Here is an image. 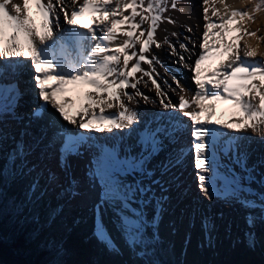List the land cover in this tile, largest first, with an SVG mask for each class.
<instances>
[{
	"label": "snow or ice",
	"instance_id": "snow-or-ice-1",
	"mask_svg": "<svg viewBox=\"0 0 264 264\" xmlns=\"http://www.w3.org/2000/svg\"><path fill=\"white\" fill-rule=\"evenodd\" d=\"M168 3L169 0H147V3L146 0H82V3L79 0H22V3L0 0V61H8V68L11 69L13 60H30L37 73L34 80L39 90V100L43 102L40 108L50 105L63 121L76 129L103 133L131 128L139 123V116L129 104H138L140 100L159 106L162 111L175 110L182 113L191 121L190 135L193 139L187 149L182 147L178 150L176 161L187 152L194 151L199 187L205 196L212 197L218 193V189L215 183L209 182L207 174L219 166L218 147L224 155L231 154L233 163L242 170L250 171L247 165L249 154L240 150L243 136H228V132L223 130L233 133L250 130L264 139V62L249 61L247 58L255 55L251 50L245 51L242 58L239 46H235L234 50V46L225 41L228 32L240 31L238 26L229 27L238 25L237 17L252 18L248 12L232 10L230 14L226 11L221 15L213 7L210 17L208 8L204 7L205 23L198 53L191 52L186 43H179L177 47L167 37L163 40V44H167L171 50L169 54L176 56L177 62L193 73L195 84L194 90L185 89L177 77L166 70L165 75L171 77L176 87L173 88L167 80L164 84L179 97L178 103H172L167 91L158 83L156 66L163 65L151 51L153 45L156 48L162 47V43L155 39L159 22L167 19L169 23H175L162 15L168 10ZM207 3L208 0H203V4ZM31 4L35 5L42 17L39 29L30 14ZM177 4L178 0H170L172 9H177ZM261 5H264V0L256 5L255 10L259 11ZM86 13L93 16L92 24L78 25V18ZM212 17H218V20L214 21ZM62 23L68 27H62ZM145 23L148 24L147 28L144 27ZM85 28L86 31L83 30ZM187 31L191 32L192 28L188 27ZM210 33L219 37V42L210 45ZM172 35L176 36L177 33ZM217 43L230 55L215 70L206 73L205 79H201V64L210 58ZM192 47L196 48L197 45L193 43ZM184 53H190L188 59L195 56L194 63H188ZM142 64H147L148 68H143ZM3 69L4 65L0 63V70ZM18 69L19 64L16 65ZM138 73L141 75L137 76ZM144 77H148V80L145 81ZM149 81L155 87V98L146 95L139 87L140 84L147 87ZM69 85L88 89L83 92L84 104L75 116L65 111V104L69 101L56 99V94L64 92ZM128 89L133 91L129 92ZM4 91L0 87V92ZM8 91L11 95L14 90ZM186 91L193 92L191 99L180 95ZM215 102L231 103L241 115L238 119L221 124L213 120ZM114 108L117 111H108ZM33 115L39 116L40 112L36 111ZM181 131L179 121L154 129L146 128L137 144L139 152L133 153L132 148H129L121 158L115 149L108 148L106 151L100 148V154L93 161V175L103 180L102 198L105 202L119 205L117 216L120 229L130 244L143 243V230L147 225L143 209L132 207V202H149L143 199L151 190L143 184V180H151L153 176L148 169V162L163 149L165 139L172 142ZM61 136L63 146L60 154L67 167L68 156L77 150L85 137L67 133H61ZM18 158L23 162L22 149L19 147ZM137 173L141 179L133 183L121 179ZM228 173V182L219 180L222 182L219 192L239 200V194L248 189L243 187L241 178L232 175V169H228ZM260 199L264 201V196ZM241 203L246 207L251 206V201L247 199ZM260 212L261 219H264V203L260 204ZM253 223L249 220V224ZM95 235L114 250V242L102 223L97 226Z\"/></svg>",
	"mask_w": 264,
	"mask_h": 264
},
{
	"label": "bare ground",
	"instance_id": "bare-ground-1",
	"mask_svg": "<svg viewBox=\"0 0 264 264\" xmlns=\"http://www.w3.org/2000/svg\"><path fill=\"white\" fill-rule=\"evenodd\" d=\"M79 2L82 3V0H79ZM13 3H22V0H13ZM225 6H227V8ZM204 7L208 8V15L210 17L213 7L217 8L221 15L226 11L230 14L232 10L248 12L252 18L249 19L245 17L241 19L237 17L236 20L239 22L238 25H229V27L235 28L238 26L240 31L237 32L233 30L228 32L225 41H227L228 44L233 42L232 45L234 46V50L235 46L238 45L242 58L244 52L248 50L254 51L255 55H264V36L261 35V30L259 29L262 18H260L259 13V20L251 23L255 7L251 0H208L206 5L203 4V0H178L177 9L175 10L171 8L169 0L168 10L163 13V16L171 18L175 23H169L167 19H163L159 22L155 33V39L162 43V47L156 48L155 45H153L151 51L153 55L159 57L163 65V67L160 65L156 66V71L159 73L158 83L167 91L168 96L171 97L170 99L174 104L178 103L179 97L167 88L164 81L167 80L168 84H171L173 88L176 87V84L171 80L170 76L165 75L166 70L172 75H175L179 83L183 85L185 89L194 90L195 84L192 80L193 73L189 71L188 68L179 64L176 56L169 54L171 50L167 44H163V40L167 37L174 44H177V47L179 43H186L189 45L191 52L198 53V45L201 42L200 38L205 23L203 19ZM30 14L39 29L42 17L39 15L34 4L30 5ZM212 19L215 21L218 20V17H212ZM137 20H139V17H137ZM92 22L93 16L89 13H86L83 17H79L77 20L78 25L84 24L85 26L91 25ZM62 27L66 28L68 26L62 23ZM144 27L147 28L148 24L145 23ZM188 27L192 28L191 32L187 31ZM40 30L43 31V29ZM172 33H177V35L173 36ZM249 33H255V35H250ZM119 39H123V37ZM117 42H119V40ZM214 42H219V37L212 36L210 33L209 44L212 45ZM193 43L197 45L196 48L192 47ZM218 45L217 43V46L213 47L210 58L208 59L212 62L208 64L206 68L204 64L201 66V79H205V74L215 70L221 61H226L228 59L230 53L224 50L221 54L217 55ZM138 47L139 46H137V48ZM184 55L188 63H194L195 56L188 59L190 53H184ZM254 56L248 57L247 59L253 61ZM0 62L6 63L7 61ZM12 63H23L24 66H28V69L23 68L24 72L28 71V74L23 75V78L29 79L30 83H28V86L32 89V94L31 96L28 94L24 95L26 91L25 87L28 86L21 84V86H19V92H21L22 97H24L26 101L24 102L25 104L23 103L24 106L18 104L13 108L14 110H12V107L6 105L8 103L0 102V122L4 123V127H0V176L7 180L14 179L12 185L19 184L21 180L29 184H34V181H38L40 184L41 181H39V179L42 178L46 180L45 182L43 181L44 186L53 185L56 190H53L55 193H53L52 196L56 195L55 198L58 200L57 210L54 211L52 209L51 199L45 198V193L44 196L39 194V189H37L36 195L30 197L29 201L35 200L36 203H41L39 210H36V212L41 213V216L47 218L54 217L52 226H54L57 232L54 231V236L57 237L61 235L63 238L67 237V232L64 229H69L72 235H78L76 236L78 239L77 245L85 251H89L87 252L88 256L90 260L94 261V264H148L147 261L143 259L140 243L134 245L130 244L120 229V220L117 216L119 205L105 202L102 198L103 180L100 181L98 177L93 175L95 171L93 161L100 154V148L106 151L108 148L115 149L121 158L127 154L129 148H132L133 153L139 152L140 148L137 147L136 144V129L138 126H145L152 118L156 119L157 122L162 121L163 124L167 121V118L179 121L186 130L183 128L182 135L177 133V138L174 140L173 144L169 146V148L163 147V149L148 162V169L153 173V176L151 180H143V184L149 186L151 189L143 199L149 202L147 204H140L137 201H133L132 207L138 210L141 208L143 209L145 220L166 239L169 246L173 247L174 252L180 256L188 253L186 259L194 260L196 256H198L204 261V264H225L221 260L223 256L219 254V251L213 249V245L218 242V240L215 239L218 233V227H220V229L222 228V230L233 229L236 232L249 230L255 234L261 231V233H264V219H261L260 212V204L264 203V201L260 199V197L264 196V162L262 161V159H264V148L260 153V147H257L256 150L253 151L254 154H252V152L245 147L246 143L253 144L251 142L255 140H258L261 145H264V139L258 134L252 133L250 130L245 133H233L229 130L222 129L228 132V136H243L240 150L246 151L249 154L247 165L248 169L253 167V171L247 173L242 170L238 165L233 163L231 154L225 157L224 153L220 151L218 147L217 157L220 165L214 168L213 172L207 174L209 182L216 184L218 193L212 197H207L199 187L197 177L198 170L194 166V151L187 152V154L183 156L184 158L181 157L178 162L176 161V153L181 148L180 145L182 146V143H184V148L187 149L193 139L190 135L191 123L188 117H184L182 113L175 110L162 111L159 106H153L150 103L146 104L143 100H140L138 104L135 102L129 104L130 108L136 109L139 116V123L134 124L131 128L122 130L114 129L112 132L103 133H97L89 129H76L66 121H63L59 113L52 109L50 105L44 108L39 117L33 115L36 106H33L32 103L35 102L37 105L43 103L39 100V90L34 80V76L37 75V73H35L30 60H13ZM142 67L148 68V65L142 64ZM6 71L10 72L11 70L8 69ZM140 75V73L137 74V76ZM144 80L147 81L148 77H144ZM49 83L53 82L50 81ZM139 87L146 95L154 98L156 97L155 88L150 81L147 87H144L143 84H140ZM149 89H151V91H149ZM87 90L88 89L83 86L77 87L69 85L64 92L56 94V99L58 101H69V103L65 104V111H67L69 115L75 116L80 110V107L84 104L83 92ZM128 91L132 92L133 90L128 89ZM180 95L191 99L193 92L186 91L180 93ZM23 108L24 110H22ZM11 110L16 116L21 115V113L27 115V117H24L22 120L24 123L29 122L28 129L26 128L25 130L21 122L16 126L17 120H12L14 118H11ZM108 111L115 112L117 109H109ZM214 111L215 115L213 116V120H218L221 124L238 119L241 115L239 110L231 103L216 102ZM216 127H219V125ZM233 127H235V125H233ZM13 128L14 130L12 131ZM21 129L23 130L22 134H20L22 131ZM68 130H80L84 132L88 137L89 143L85 146L78 147L73 154L69 155L67 158V167H65L59 149L61 147V133H66ZM18 131L19 133H16ZM2 133L4 135H2ZM14 134H16V137H14ZM19 135H22V137L19 138ZM2 137L5 143L2 142ZM182 138H185V140ZM46 142L52 144L49 146L51 148H47V145L44 146ZM11 143L22 145L23 162H29L28 165L25 166L23 163L21 164V159L17 158V154V157L8 156V152L12 149ZM34 147H36V151H33ZM53 149L57 152L54 153ZM5 150L7 151L6 155H4ZM12 155H15V153L12 152ZM1 159H6V164L12 171L10 170V172H8L7 168L3 174L1 171ZM163 161L167 165H162ZM173 164H175L176 167L173 168ZM38 165H42L45 168L43 169ZM33 166L36 169L38 168L37 170L42 169L41 175H39L38 172L36 175H33L27 171V169L31 171L34 170L35 168H33ZM164 166H167V168ZM228 169H232V175L241 178L243 187L248 189V191L239 194V200L219 192V189L222 188V182L219 180L225 182L229 181L230 175ZM49 175L51 176L49 177ZM249 175L252 178V183L246 185L244 184V180L245 177ZM17 176H20L21 179L17 178ZM38 176L40 178H38ZM121 179L127 183H133L136 180H140L141 176L137 173L135 175L121 177ZM152 181H158V183H153ZM81 186H83V188ZM35 188H37V186ZM80 189H83L86 194L88 193L87 195L84 194L83 198L79 196ZM31 192L32 190L28 189L27 195H32ZM197 194L199 195L197 198L213 204L217 209H220L219 211L226 214V216L218 218V221L215 222L211 219L209 213L207 214L206 210L201 209L200 205H191L190 200L193 199V196L195 198ZM162 197L164 199H161ZM245 199L251 201V206L246 207L241 203V201ZM52 205L54 206V204ZM30 207L31 204L29 203V208ZM32 212H34L32 208L25 211L28 215ZM249 220L254 221V223L249 224ZM101 223L106 233L114 242V250L108 248L95 235L97 226ZM63 225L65 227H63ZM221 245L231 249H241V246L236 242L232 244L229 240H227L226 243L223 242ZM66 247V250L73 251V242H68ZM250 247L254 252L258 251L259 246L255 239L251 241ZM236 253L238 255L243 254V252L240 253L238 251H236ZM80 256L83 257L84 255L80 254ZM198 264H202L201 260Z\"/></svg>",
	"mask_w": 264,
	"mask_h": 264
},
{
	"label": "rangeland",
	"instance_id": "rangeland-1",
	"mask_svg": "<svg viewBox=\"0 0 264 264\" xmlns=\"http://www.w3.org/2000/svg\"><path fill=\"white\" fill-rule=\"evenodd\" d=\"M251 1L255 5L254 10H253V19L251 20V23H254L255 21L259 20L258 14L260 13V18H262L263 23L261 22L259 24V27H260L259 29L261 30L260 31L261 35L264 36V5H261L260 10L256 11L255 10L256 5L260 4L261 0H251ZM146 3H147V0H146ZM83 30H85V29H83ZM230 43H231V45L233 44V42H230ZM263 44H264V42H263ZM222 51H223V48L219 47V45H218L217 55L221 54ZM263 56L264 55H255L253 57V59H254L253 61L264 62ZM211 62H212L211 60L204 61V62H202L201 66L204 64V66L206 68V66L208 64H210ZM22 110H24V108ZM12 120H15V119H12ZM21 121H23V120H21ZM23 123H24V121H23ZM190 123H191V121H190ZM13 130H14V128L12 129V131ZM71 131H73V130H71ZM16 133H19V131ZM20 134H22V132H20ZM14 137H16V135ZM256 141H258V140H256ZM47 143H49V142H46L44 144L47 145L46 147H49ZM251 143H253V142H251ZM257 143H258V145L260 144L259 142H257ZM246 144H248L250 148H248L246 146ZM246 144H245V147L247 149H249L252 152V154H254L253 151L256 150V149L252 150L253 148H255L254 143L253 144L246 143ZM259 146H260V150H262V148H264V145L260 144ZM182 158H184V157H182ZM3 160H1V163L3 165L1 168V171L3 172V174L7 168H8L7 169L8 172H10V170L12 171V169L11 168L9 169L8 165L6 164V161H5L6 159L4 161ZM185 161H186V159H185ZM262 161L264 162V159H262ZM22 163L23 162L21 161V164ZM5 167H7V168H5ZM41 167L43 169L45 168L42 165H41ZM172 167L174 168V167H176V165L173 164ZM34 170H32V171L29 170V171L35 172ZM249 170L250 171H247V173L252 172L253 167L249 168ZM58 171H59V168H58ZM17 178L21 179L20 176H17ZM13 180L14 179L7 180V179H4V177L2 178L0 176V194L5 199V201L10 202L9 208L14 210V220L16 222L35 220L38 223V231L36 232L35 238L33 240H31L28 244H26L24 246V249L30 251L31 249L35 250L37 248L40 249V248L47 247L49 254L45 258V260L41 261L40 264H94L93 263L94 261L90 260V257L88 256L87 252H89V251L88 250L85 251L79 245H77L78 239L76 238V236H78V235H72L70 233L69 229H64L67 232V235H66L67 237L63 238L61 235L59 236L58 234H56V235H58L57 237L54 236L55 229H54V226H52L54 217L47 218V217L41 216L40 212H36V210H39V207H41V203L40 204L36 203L35 200L29 201L30 197L36 195L37 191H38L37 189H39V191H40L39 194L44 196V193H45V198L51 199L52 209L54 211L57 210L58 200L55 198L56 195L52 196V194L55 193V192H53V190H56L55 187L53 185L44 186V182H41L43 184H40L39 187H37L35 189H31L32 195L29 196V195H27V191H28V189L30 190V188H32V187H30V184L26 181L21 180L19 184L12 185V182H14ZM40 180L44 181V179H40ZM247 180H249V182H247ZM251 183H252V178L249 175L248 178H245L244 184L249 185ZM82 184H84V183H82ZM221 186H222V184H221ZM81 187L83 188V186H81ZM79 191H80L79 196L82 198L84 197V194L85 195L88 194V193L86 194L83 191V189H80ZM50 192H52V193H50ZM198 196L199 195L197 194V195H195V198H194V196L192 197L193 199L190 200L191 205H193V206L200 205L201 209L206 210L207 214L209 213V215L211 216V219L213 221L217 222L218 218H222V217L226 216V214L219 211L220 209H217V207H215L213 204L209 203L208 201H205V200L203 201L202 199L197 198ZM29 203L31 204L30 208H29ZM52 204H54V206ZM90 206H92V205H90ZM31 208L33 209L34 212H32L29 215L27 213H25L26 210H30ZM63 227H65V226L63 225ZM9 229H10V227L6 228V229H2L0 231V236L3 239L6 238V236H8L7 234H8ZM251 232L252 231H249V230H241L238 232L234 231L233 229H231V230L223 229L222 230V228L220 229V227H218V233H217V236H215L216 237L215 239L218 240V242H217V244L213 245V249L216 251H219V254H221L223 256V258H221L223 263H225V264H264V233H261L262 231L260 233H256V234L253 232L251 233ZM253 239H255V241H257V244L259 246L258 251H256V252L251 250V247H250V243ZM227 240H229L232 244L236 242L239 246H241V249L236 250L233 248L231 249V248L222 246L221 244L223 242L226 243ZM70 241L73 242V245H74L73 251L66 250V248H67L66 246L68 245V242L70 243ZM232 241H234V242H232ZM140 248H141L142 253H143V257H144L143 259L145 261H147L148 264H198V262L200 260H201L202 264H204L203 263L204 261L202 259H200L198 256H196V258L194 260H192V259H186L188 253L184 254L183 256L177 255L174 252L173 247L169 246L166 239L162 235H160L156 231V229L152 225H150L148 222H147V225L145 226V228L143 230V243H140ZM236 251H238L240 253L243 252V254L238 255L236 253ZM245 251H246V253H245ZM244 253L246 254V256ZM80 254L81 255L83 254L84 256L82 257V256H80Z\"/></svg>",
	"mask_w": 264,
	"mask_h": 264
},
{
	"label": "trees",
	"instance_id": "trees-1",
	"mask_svg": "<svg viewBox=\"0 0 264 264\" xmlns=\"http://www.w3.org/2000/svg\"><path fill=\"white\" fill-rule=\"evenodd\" d=\"M10 202L0 194V231L9 228L8 236H0V264H40L49 254L48 249L26 250L24 246L35 238L38 223L35 220L16 222Z\"/></svg>",
	"mask_w": 264,
	"mask_h": 264
}]
</instances>
